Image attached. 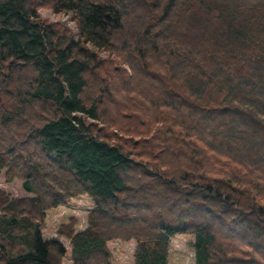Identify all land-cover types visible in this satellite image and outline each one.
Listing matches in <instances>:
<instances>
[{
	"label": "trees",
	"instance_id": "trees-1",
	"mask_svg": "<svg viewBox=\"0 0 264 264\" xmlns=\"http://www.w3.org/2000/svg\"><path fill=\"white\" fill-rule=\"evenodd\" d=\"M65 13L76 32L40 18ZM104 54V57H101ZM0 264H264V0H0ZM88 196L43 239L46 213Z\"/></svg>",
	"mask_w": 264,
	"mask_h": 264
},
{
	"label": "rangeland",
	"instance_id": "rangeland-1",
	"mask_svg": "<svg viewBox=\"0 0 264 264\" xmlns=\"http://www.w3.org/2000/svg\"><path fill=\"white\" fill-rule=\"evenodd\" d=\"M38 13L41 19L48 22H59L65 24L75 34L76 28L69 18L68 14H55L46 8H39ZM101 54V57H104ZM5 169L0 172V189L4 190L10 198L22 197L29 195L24 189L22 182L14 179L10 182L5 180ZM93 203L90 197L82 196L70 200L66 205L58 206L46 213V218L41 227L43 239L57 238L55 231L62 223H66L69 217L76 219L75 229L80 230L86 226V218L88 212L92 209ZM67 249V256L63 260V264H71L69 260V244L62 237L58 238ZM193 237L188 235H175L169 241L168 264H194V250L192 246ZM107 247L111 252V264H133V250L135 241L111 240L107 242Z\"/></svg>",
	"mask_w": 264,
	"mask_h": 264
}]
</instances>
